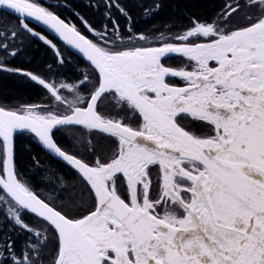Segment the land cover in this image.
Returning a JSON list of instances; mask_svg holds the SVG:
<instances>
[{"label":"snow or ice","instance_id":"snow-or-ice-1","mask_svg":"<svg viewBox=\"0 0 264 264\" xmlns=\"http://www.w3.org/2000/svg\"><path fill=\"white\" fill-rule=\"evenodd\" d=\"M0 13V264H264V0Z\"/></svg>","mask_w":264,"mask_h":264},{"label":"flooded vegetation","instance_id":"flooded-vegetation-1","mask_svg":"<svg viewBox=\"0 0 264 264\" xmlns=\"http://www.w3.org/2000/svg\"><path fill=\"white\" fill-rule=\"evenodd\" d=\"M4 20H5V16L2 13H0V22H3Z\"/></svg>","mask_w":264,"mask_h":264},{"label":"trees","instance_id":"trees-1","mask_svg":"<svg viewBox=\"0 0 264 264\" xmlns=\"http://www.w3.org/2000/svg\"><path fill=\"white\" fill-rule=\"evenodd\" d=\"M146 2H148V0H146Z\"/></svg>","mask_w":264,"mask_h":264}]
</instances>
